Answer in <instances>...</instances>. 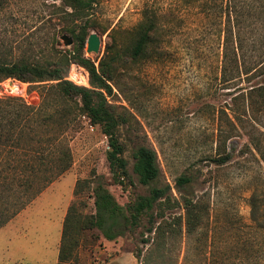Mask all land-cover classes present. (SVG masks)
<instances>
[{"label": "rangeland", "instance_id": "374dc122", "mask_svg": "<svg viewBox=\"0 0 264 264\" xmlns=\"http://www.w3.org/2000/svg\"><path fill=\"white\" fill-rule=\"evenodd\" d=\"M242 1L244 45L237 60L224 56L226 0L98 1L90 11L87 32L99 37V52L87 53L86 44L84 48V56L93 61L112 42L120 48L128 45L145 11L153 13L161 27L155 53L119 71L123 93L114 89L111 99L137 120L130 131L119 132L128 177H113L106 159L108 139L85 116L70 115L61 126L52 116L54 109L48 110L52 120L48 126L34 118L18 147L0 153L5 155L0 160V264H58L69 213L73 218L66 234L67 264H264V229L259 227L264 221V96L248 95L250 88L264 86V13L256 0ZM8 2L0 10V63L50 59L55 54L53 37L58 40L55 50H72L60 39L63 34L71 36L60 30L64 23L53 7L60 6V0ZM77 69L86 74V83L73 81L70 69L67 80L89 87L86 71ZM6 82L25 84L20 86L37 103L28 105L13 94L0 97V103L16 98L15 103L34 108L40 105L41 94L55 84L9 78L0 83V92ZM53 138L70 152L69 169L15 209L27 196L25 176L47 170L25 160L39 150L40 141ZM141 143L156 152L161 171L148 186L139 184L132 172V150ZM223 148L230 157L218 165L213 160L222 156ZM51 166L56 165L50 162ZM180 177L191 180L183 189L176 184ZM97 184L123 207L152 187L169 186L171 204L188 194L198 204L196 227L190 234L184 229L180 234L177 226L172 231L162 228L157 236L148 234L147 214L138 226L117 233L113 240L98 229L80 230L79 219L95 213L92 189ZM254 192L263 202L257 221L251 219L249 206ZM151 212H164V218H155V226L160 227L183 214L181 206L168 209L162 203Z\"/></svg>", "mask_w": 264, "mask_h": 264}, {"label": "trees", "instance_id": "16d2710c", "mask_svg": "<svg viewBox=\"0 0 264 264\" xmlns=\"http://www.w3.org/2000/svg\"><path fill=\"white\" fill-rule=\"evenodd\" d=\"M98 1L60 0V6H54L55 4H53L56 15L64 23L60 30L69 33L73 40L71 51L55 50L54 46L58 40L53 37L52 47L55 54L50 59L43 61L20 59L10 63H0V83L9 78L34 84L55 83L44 96L41 94V103L36 108H34L35 106L29 107L22 103H15L19 102L16 98H6L8 103L5 105L0 103V153L2 149L17 148L27 125L34 122V118L37 116L42 119V123L48 126V121H52L48 110L54 109L52 116L56 119L59 126L64 124L70 115L74 114L75 116H85L91 125L98 126L101 133L108 139L109 151L106 159L110 172L116 179L128 177L127 162L123 157L124 144L120 141L119 132L125 128L130 131L133 123H137V120L126 108L121 107L119 110L114 106L111 103V99L114 97V89L123 93L118 87L119 71L129 64L152 57L153 53H155V45L161 27L157 17L153 13L145 11L142 20L135 29V37L128 45L120 48L116 47L115 42H112L105 47L103 56L98 61H93L84 56V48L89 35L87 27L90 21V11ZM256 1L261 4L260 9L264 13V3L262 0ZM8 3V0H0V10ZM244 11L245 4L243 1L226 0V25L223 47L224 56L227 59H241L240 53L244 45L241 37L242 14ZM262 49L264 51V44H262ZM73 63H76L86 71L89 87L79 86L67 80L69 69ZM229 77L231 79V75ZM248 91L249 96L255 93L264 96V86L252 87ZM233 100L236 102L238 99L234 97ZM234 119L240 120V116H234ZM55 140L53 138L44 142L40 141L39 150L31 151L33 153L29 155L31 159L25 160V163L29 165L37 163L38 165H43L47 170H44L46 172L43 173L42 169L31 171L25 176V181L23 177L18 176L24 181V191L27 196L24 198L25 202L21 200L15 209H21L25 203L30 201L55 177L69 169L71 165L70 152L65 148L58 147L55 144ZM43 144H46L45 149L42 148ZM48 147L49 152L46 150ZM218 148L220 149V147ZM224 148L222 156L213 160L218 165L224 164L230 157L229 154H225ZM132 158V172L137 177L139 184L148 186L158 180L161 171L157 161V154L153 149L142 143L136 144L132 150ZM50 162L55 163L56 168L48 167ZM36 179H39V182L36 183L37 189L34 188ZM190 181V178L180 177L176 180V184L183 189ZM169 190V186L163 188L152 187L147 195L138 196L132 204L123 207L116 202L107 188L97 184L92 189L95 213L84 215L82 219H79V229H98L107 240H113L118 235L117 233L124 231L126 228L132 229L138 226L141 216L148 214V226L146 228V233L148 234L153 233L157 236L162 228L163 230L172 231L173 226H177L176 229L179 230L180 234H182V229L185 230L186 234H190L196 227L198 204L194 203L188 194L182 196L180 202L171 204V199L168 195ZM261 199L262 196L257 192L252 193L249 198L251 219L253 221H257V214L261 211L263 205ZM161 203L166 205L168 209L181 206L183 214L177 217L174 216L172 224L164 221L165 225L163 227H160V225L155 226V218H164L165 214L164 212L155 214L151 211L156 204ZM72 218L73 215L70 213L65 217L58 264H67L70 257V249L66 246V234L69 227H71ZM262 225H264V221ZM262 225L259 227L264 229ZM140 253L138 252V257Z\"/></svg>", "mask_w": 264, "mask_h": 264}, {"label": "water", "instance_id": "95a60500", "mask_svg": "<svg viewBox=\"0 0 264 264\" xmlns=\"http://www.w3.org/2000/svg\"><path fill=\"white\" fill-rule=\"evenodd\" d=\"M61 41L63 42L64 46L68 47L73 44V40L70 36L63 34L60 37ZM86 52L87 53H94L97 54L99 52L100 47V39L95 33H91L88 35L86 39ZM78 65L76 63L71 64L70 67V78L75 81L76 83H86L87 76L83 71L77 69Z\"/></svg>", "mask_w": 264, "mask_h": 264}, {"label": "built area", "instance_id": "2783aa9c", "mask_svg": "<svg viewBox=\"0 0 264 264\" xmlns=\"http://www.w3.org/2000/svg\"><path fill=\"white\" fill-rule=\"evenodd\" d=\"M21 84H23V83L17 84L16 82H12V83L6 82L3 85V92H0V97H2V96L5 97V95L7 96L8 94H11V95L13 94V95L17 96L18 98L23 99L25 101V103L28 105L30 103L36 104L37 102L33 101L32 98H29L26 90L22 89V87L20 86ZM23 85H25V84H23ZM26 100H29V101L26 102ZM88 122H89V120H88Z\"/></svg>", "mask_w": 264, "mask_h": 264}]
</instances>
